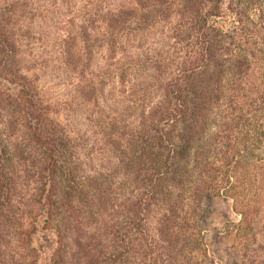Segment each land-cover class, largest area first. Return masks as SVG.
<instances>
[{"label":"trees","instance_id":"trees-1","mask_svg":"<svg viewBox=\"0 0 264 264\" xmlns=\"http://www.w3.org/2000/svg\"><path fill=\"white\" fill-rule=\"evenodd\" d=\"M62 1L0 0V264H215L213 197L264 264V0Z\"/></svg>","mask_w":264,"mask_h":264},{"label":"rangeland","instance_id":"rangeland-1","mask_svg":"<svg viewBox=\"0 0 264 264\" xmlns=\"http://www.w3.org/2000/svg\"><path fill=\"white\" fill-rule=\"evenodd\" d=\"M58 4L47 3L45 0H35V3L32 7H36L37 11L35 12L36 19L34 20V33L38 32L40 23L45 20L51 23L53 20L57 19L56 14L53 11H64L66 12L69 5L67 2L62 0H57ZM58 19L60 17L58 16ZM44 29V28H43ZM47 32V29H45ZM48 33V32H47ZM45 34V33H44ZM52 33L49 34V39L52 40ZM261 36V34H258ZM49 45L43 49V47H37L36 41L32 46V54L42 55L46 59H50L53 50L51 48V42L48 39V35H44ZM38 45L39 42H38ZM67 83H61L58 85L59 90L62 91L66 87ZM210 202H207V206L210 209L209 214L207 215V224H205L206 229L208 230V243L209 247L215 251V254L218 258H215V264H237L238 256L235 251L230 248L232 238L227 237V219H239V216L236 215L231 210V201H227L223 197H213ZM220 255V256H218Z\"/></svg>","mask_w":264,"mask_h":264}]
</instances>
